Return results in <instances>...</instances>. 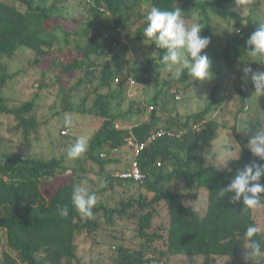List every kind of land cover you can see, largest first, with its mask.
<instances>
[{"label":"trees","instance_id":"16d2710c","mask_svg":"<svg viewBox=\"0 0 264 264\" xmlns=\"http://www.w3.org/2000/svg\"><path fill=\"white\" fill-rule=\"evenodd\" d=\"M14 1L20 6L0 0V114L15 115L18 128L23 130L26 138L31 130L35 131L39 127L34 101L19 108H11L3 95L11 74L2 56L12 58L20 47H24L34 55V66L38 67L46 60L52 61L59 91L64 89L65 81H72L79 74L82 77L70 92L78 93L87 84L96 83L89 109L84 108L87 98L76 109L70 105L68 101L71 98L67 96L63 111L88 112L101 118L102 124L93 133L79 168L67 165L64 157L46 161L3 153L0 144V264H88L78 254V236L83 232H87L90 237L100 235L104 225L113 228L116 219L130 216L129 209L133 207H137L140 213L136 223L137 246L127 245L123 241L124 237L103 234L121 240L119 245L110 248L115 250L112 264H148L154 259L153 256H147L150 251L152 254L159 253L169 261L177 255L200 256L204 260L202 264H218L220 258L232 261L239 258L244 250L242 238L246 227L257 224L254 210H243L242 201L231 202L232 194L220 200L217 192L230 183L236 171L245 163L253 159L264 163L253 157L247 147L249 138L258 127L249 130L244 137H240L236 128H233L242 153L239 160L229 162L228 168L218 171L216 166L205 165L202 156L194 166V160L211 145L220 127L219 122L211 117V112H216L222 106L215 99L216 89L211 102L202 111L184 117L163 118L161 109L156 106L167 97H173L176 101V93L188 77L185 73L179 79L165 81V87L154 97V110L149 120L138 121L133 127L124 122L125 117L133 113V107L136 114L141 112L134 101L131 102L132 109L128 114L112 115V104L126 98L123 83L126 80L116 84L121 87L122 94L115 97L111 93L121 73L117 66L114 67L115 62L126 60L130 50L128 40L131 27L146 26L144 17L152 5L162 10L196 5L201 15L199 23L203 26L201 35L210 37L211 41L214 27L209 12L229 18L233 28L228 40L235 41L237 30L243 21L249 20V17H241L235 12L236 0H204L203 3H197V0H87L88 14L94 17L104 15L107 18L106 24L100 27L94 23V18L90 22L89 16L72 20L66 17L69 5L76 0ZM82 1L78 0L79 3ZM263 6L264 0H252L249 5L250 11ZM119 31L125 33V40ZM247 49L245 47L243 51ZM163 54V50L159 49L157 57L146 58L141 72L150 76L152 69L162 64ZM103 58L105 60L101 62ZM173 90H176L175 94ZM243 97L245 100L244 92ZM205 120V127L193 130V125H200ZM117 122L123 125L116 128ZM159 129H186L187 132L181 138H159L145 149L139 158L142 171L148 173L144 182L113 180L111 173H105L107 167L116 162L114 156L118 153L115 154L113 149L119 148L122 151L131 131L140 141H146ZM103 153H107V157L103 158ZM89 161L98 166L102 178L109 186L138 185L154 193L153 198L148 200L145 195L131 197L128 202L121 203V208L97 204L92 218L82 217L72 206L71 196L73 187L80 182L78 170L83 169L84 163ZM170 162H173L174 168L165 173L164 166ZM129 165L122 170L129 169ZM192 168L195 169L191 172ZM69 170L72 171L71 181L61 183L62 174ZM166 180H177L186 186L195 181L199 187L206 188V214L193 212L196 208L186 204L185 194L165 189L163 182ZM260 183L264 184V178ZM159 202L167 206L168 226L165 233L159 234L157 230L150 233L151 229H155L154 218L157 214L152 207ZM57 205H67L69 215L59 216ZM156 228L161 229L159 226ZM256 239L264 242V233L260 232ZM158 242L162 243L163 249L155 245Z\"/></svg>","mask_w":264,"mask_h":264},{"label":"rangeland","instance_id":"374dc122","mask_svg":"<svg viewBox=\"0 0 264 264\" xmlns=\"http://www.w3.org/2000/svg\"><path fill=\"white\" fill-rule=\"evenodd\" d=\"M11 5L20 6L14 0H3ZM204 0H197V3H203ZM49 4V3H48ZM243 11L237 4L235 12L241 17H249V20L243 21V24L236 33V40L229 41L228 36L231 34L232 28L229 18L213 15L211 16V24L214 27L212 32V41L204 50L212 62L211 71L213 78L205 81H191L188 77L185 83L178 89L177 95L180 99L176 101L173 97L165 98L164 102L156 106L161 109L163 118L173 116L184 117L189 114L202 111L212 100L213 92L216 89L215 99L224 107L215 112H211V117L216 119L219 124V130L214 137L210 146L203 150L202 155L199 153L193 165L196 166L199 158L202 156L205 165H213L221 169H225L222 165L226 164L225 148L231 145L235 153H242V147L238 142L237 136L233 130L236 128L240 137L246 136L249 129L260 127L264 124V94L255 93V86L250 77L247 80L242 79V68L250 66L254 71L264 70V58H250L248 55V47L246 41L256 30L259 22H264V6L258 10L250 11L249 5L244 6ZM184 13L186 19L189 20L192 16H198L201 19L200 12L195 6L184 8L179 7ZM87 0L79 3L78 0L73 1L69 5L65 15L69 20L88 18L92 22L95 19L97 26L106 24V16L94 17L93 14H88ZM234 25V22L231 21ZM142 25L131 27V35L128 40L130 50L126 60H117L116 66L121 70L119 82L115 81L112 96L122 94L121 87L116 84H121L127 77L132 78L136 85L132 88L124 81L125 100H119L118 103L112 104V115L128 114L131 107V102L134 101L136 106L140 107L141 112L136 114L135 108L131 114H128L124 122L127 126L133 127L138 121H144L145 117H149V107L154 102L155 95L162 91L165 87V81L174 78L173 73L162 63L160 66L154 67L150 76H145L141 72L143 61L146 58L157 57L159 49H156L155 44L145 40L143 36ZM139 37H143L139 39ZM228 43L230 46L228 47ZM202 53V54H204ZM2 60L7 64L11 79L5 89L3 95L8 100V105L11 108H19L23 104L34 101L36 118L39 122L37 130H31L30 135L26 138L23 130L18 128V120L15 115L0 114V144L3 153L13 154L22 158H34L41 160H52L53 158H66V164L79 168L83 158L69 160L66 157L68 147L75 142L77 137H85L89 141L96 129L102 124V119L88 112L76 110L63 111L65 98L70 96L69 103L74 108H80L83 99L87 98L85 109H89L92 105V95L95 84H87L78 93L70 92V89L76 85L82 74L78 75L72 81L63 83L64 89L59 91L57 88V76L55 65L52 61L46 60L42 65L36 67L33 65L34 55L24 47H20L12 58L7 55L2 56ZM105 59H101L103 62ZM243 92L246 94L244 100ZM68 99V98H67ZM66 99V100H67ZM114 100V102H116ZM70 114L73 120V127L67 129L63 125L65 114ZM121 121V120H119ZM123 125L122 122H117ZM163 125V124H161ZM224 125L226 127H224ZM60 131L62 132L60 135ZM66 132V133H64ZM115 163L107 167L105 173H111L115 170H122L130 164L133 156L124 148L114 156ZM174 168L173 162L164 166L165 173L172 171ZM195 168H192L191 172ZM73 170V169H72ZM71 172L68 171L62 174L60 182L66 183L71 181ZM80 182L85 181L90 191H94L97 195V204L113 206L121 208L122 202H128L131 197L138 198L140 195L147 196L151 200L154 193L146 191L144 188L137 186H109L107 181L102 178V172L96 164L85 162L83 169H79ZM105 175V174H103ZM153 180V179H151ZM109 186V187H108ZM165 189L183 193L186 196L185 202L187 205H192L199 209L201 215H205L207 211L208 190L201 188L195 181H191L189 185H185L177 180H166L163 182ZM96 204V205H97ZM156 212L154 218V228L149 232L165 233L168 226V211L164 202H159L152 207ZM130 216L121 219H116L115 226L110 228L106 225L100 231V235L90 237L87 232H83L78 236V254L81 259L88 264H112V255L115 251L110 249L113 245H119L121 240L103 236V234H115L123 238L127 245L137 246L138 238L136 236V223L138 221L139 210L137 207L129 209ZM254 216L257 225L260 226L261 232L264 233V207L254 210ZM159 226L161 229H157ZM123 231V234L121 233ZM158 248L163 249L161 242L156 243ZM246 251L244 248L239 258L232 261L231 259H218V264H243L242 255ZM2 248H0V256ZM148 257L153 256V260L148 264H202L203 257L189 256H172L170 261L164 256L152 254L150 251ZM249 264H252L249 261ZM256 264H264V258L256 261Z\"/></svg>","mask_w":264,"mask_h":264},{"label":"clouds","instance_id":"9594fccd","mask_svg":"<svg viewBox=\"0 0 264 264\" xmlns=\"http://www.w3.org/2000/svg\"><path fill=\"white\" fill-rule=\"evenodd\" d=\"M237 5L245 10L244 6L250 5L252 0H236ZM145 27L143 29L144 42L149 40L155 44L156 49L163 50L161 63L173 73L174 78L179 79L186 73L191 81H205L213 78L211 71L212 62L204 50L210 45V37L201 35L203 26L199 23L198 16H192L190 22L185 17V13L177 6L173 10H162L156 5H152L144 17ZM248 55L250 58H264V22H259L258 27L248 40ZM204 53V54H202ZM261 65H264L258 62ZM242 79L249 77L255 86V93L264 94V70L254 71L252 67L242 68ZM63 125L67 129L73 127V120L70 114H65ZM248 131L249 125H247ZM246 131V132H248ZM248 149L253 157L264 161V124L255 128L254 134L249 138ZM88 151V141L85 137H77L67 150L66 157L69 160L82 158ZM228 168L230 161L240 159V152L235 153L231 145L225 148ZM221 170V167L218 171ZM231 171V169H229ZM264 178V163L253 159L236 171L226 187H221L217 192V197L221 200L225 196L231 195V202L243 203V210L252 211L264 207V184L260 183ZM85 181H81L73 187L72 206L82 217L92 218L93 209L97 204V195L90 191ZM199 209H193L197 212ZM57 213L61 217L69 215L67 205H57ZM261 232L257 224H249L243 235L244 248L246 251L242 255L243 264H256L260 258H264V242L256 239Z\"/></svg>","mask_w":264,"mask_h":264},{"label":"built area","instance_id":"2783aa9c","mask_svg":"<svg viewBox=\"0 0 264 264\" xmlns=\"http://www.w3.org/2000/svg\"><path fill=\"white\" fill-rule=\"evenodd\" d=\"M122 35V38L125 40V33L123 31H119ZM116 47L117 45L114 44ZM108 53V52H107ZM121 80V77L116 78L115 81L119 82ZM126 82L129 85L130 88L134 87L136 85V82L130 78H126ZM174 94L176 93V90L172 91ZM176 99H180V97L176 93ZM154 110V106L149 107V113H151ZM206 120L203 121L200 125L196 124L193 125V130H200L201 128L205 127ZM121 125L116 124V128H120ZM186 129H181L179 131L174 130H167V129H159L155 131L146 141H140L133 133L130 132V135L125 139L124 148L129 150L131 155L133 156V159L130 162L129 169L127 170H115L114 172H111V177L113 180H133L135 182H144L147 177L148 173H145L142 171L139 163V158L141 154L145 151V149L154 141H156L159 138L168 136L171 138H181L186 134ZM66 133V132H64ZM120 149L115 148L113 149V152L115 154L119 153ZM102 157H107V153H103ZM160 165V164H159Z\"/></svg>","mask_w":264,"mask_h":264},{"label":"crops","instance_id":"0c3cea01","mask_svg":"<svg viewBox=\"0 0 264 264\" xmlns=\"http://www.w3.org/2000/svg\"><path fill=\"white\" fill-rule=\"evenodd\" d=\"M148 120H149V117L146 116L144 121H148Z\"/></svg>","mask_w":264,"mask_h":264}]
</instances>
